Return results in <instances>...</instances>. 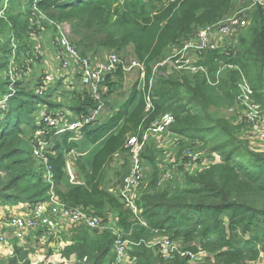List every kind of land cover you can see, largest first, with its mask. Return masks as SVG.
Masks as SVG:
<instances>
[{"label":"trees","instance_id":"16d2710c","mask_svg":"<svg viewBox=\"0 0 264 264\" xmlns=\"http://www.w3.org/2000/svg\"><path fill=\"white\" fill-rule=\"evenodd\" d=\"M240 1L0 0V47L9 54L15 41L20 65L26 57L32 58L31 32L43 30L42 42L48 34L55 36V25L66 24L69 40L81 56L97 59L110 52L122 59L133 56L146 68L147 85L151 67L168 55L170 46L213 25L232 7L237 12ZM231 49L229 58L213 52L203 61L213 82L219 67L216 57L236 67L223 72L216 85L201 75L157 76L154 109L148 115L138 83L126 90L121 68L108 75L103 100L117 90L129 91L124 101L85 126L79 140L69 131L43 136L51 181L46 179L47 168L32 155L33 135L44 127L37 105L68 110L69 121H74L88 115L97 103L86 92H78L62 94L63 104L55 105L57 90L35 95L40 83L35 74L18 82L0 121V206L35 205L46 201L52 191L65 206L81 207L104 225L113 223L129 242L128 257L134 264H264V153L251 151L239 138L238 128L217 113L236 105L240 75L252 91V102L264 111V11L249 13L247 26L237 33ZM8 85L0 78V93L7 94ZM165 114L174 118L165 137H178L161 151V159L155 149L158 140L148 136L141 163L145 174L151 169V176L148 190L135 196L142 211L135 215L120 196L128 168L118 169L117 163L127 162L126 139L141 138ZM174 147L177 160L188 150H203L219 161L212 159L201 171L183 173L173 188L169 184L159 188L164 159ZM68 160L75 168L74 182L67 173ZM67 230L71 235L64 240L70 244L62 257L74 256V264H116L110 230H92L83 224ZM161 241L173 247L168 257L157 253ZM199 251L204 256L198 260L178 254ZM29 252L30 248L15 243L12 255L0 257V264H30Z\"/></svg>","mask_w":264,"mask_h":264},{"label":"built area","instance_id":"2783aa9c","mask_svg":"<svg viewBox=\"0 0 264 264\" xmlns=\"http://www.w3.org/2000/svg\"><path fill=\"white\" fill-rule=\"evenodd\" d=\"M65 1V0H60ZM173 2L175 0H169ZM242 6L231 17L227 18L223 23L211 25L198 30L195 34L185 38L180 45L172 46L169 49L167 57L158 64L159 67H168L173 72L188 75H201L208 84L216 85L219 76L226 71L236 69L230 63L220 60L218 62V71L215 75V82L209 76L207 66L204 64L206 55L216 52L227 58L230 56L231 47L233 46L235 37L239 31L247 26L249 13L260 9L264 11V0H243L239 2ZM41 15V14H40ZM41 18L45 17L41 15ZM55 36L48 34L46 39L40 42V38L45 33L41 30L39 33L31 32L30 37L34 41L32 58L26 57L19 65L16 57V44L11 41L9 54H4L0 47V73L3 75L7 86V94L0 93V121L2 120L4 111L11 94L14 92V86L28 78L34 73V69H39L40 75L38 80L40 83L34 88L35 95L42 96L49 91H56L57 98L53 101H61L62 94L68 96L79 94L78 92H86L97 105L88 115L80 117L74 121H69L72 117L67 110H49L46 105L39 104L38 120H42L44 127L36 131L33 135L32 155L41 161L47 168L46 179L51 181L52 175L47 164L48 143L44 139V135H48L49 131L55 134H61L65 131L72 132L75 140L81 138V130L92 124L94 121L102 117L104 112L103 95L107 92L105 79L118 68L122 73H128L132 70L139 72L138 88L143 91L144 112L148 115L153 111L152 89L155 84L152 77L149 78L147 85L145 84L146 68L143 63L134 60L131 66H125L124 62L116 53H110L102 58H93L91 56H81L77 49L69 40L70 28L66 24L55 25ZM6 58V61L4 60ZM165 73H159V75ZM38 83V82H37ZM239 94L235 102L240 112L250 127V132L264 140V111L251 100L252 91L248 87L243 75H240L238 82ZM146 88V91L144 90ZM61 94V95H60ZM228 110H232L228 109ZM174 123L171 114H165L157 118L149 128L143 131L141 138L138 135L130 136L126 139L125 149L129 160L128 173L123 179L120 188V196L123 198L126 206L132 209L135 215L141 214V209L135 205L134 199L139 190L145 184V171L141 163V154L146 145L149 135L156 137H164L168 133L169 127ZM139 129L138 133L142 132ZM171 141L177 140V135H167ZM200 157L193 151H186L178 160L174 154L168 153L164 159V170L161 174L157 186L162 188L173 179L174 170L190 171L197 166ZM67 173L70 182H74V173L71 171L70 164L66 163ZM1 207V206H0ZM18 211L8 210L5 216L4 227L8 229L11 237L19 243H23L26 236L32 233H43L47 235V239L58 236L62 231L72 228L76 225H85L92 230H110L114 235V251L116 254V264H134V260L128 257L129 242L123 238L121 231L113 224L104 225L102 220L90 215L88 211L81 207H67L60 202L58 197L50 191L46 201L35 205L19 204ZM3 209L0 208V214ZM1 226V224H0ZM158 243V242H157ZM156 243V244H157ZM0 244L8 249V255L13 253V247L8 243V239L0 232ZM173 247L159 242L157 253H163L168 257V251ZM63 248L59 246V251L54 255L44 258L41 262L31 261L30 264H74L70 259L62 257ZM180 256H187L192 260H198L204 256L199 251L195 255L183 254L178 252Z\"/></svg>","mask_w":264,"mask_h":264},{"label":"rangeland","instance_id":"374dc122","mask_svg":"<svg viewBox=\"0 0 264 264\" xmlns=\"http://www.w3.org/2000/svg\"><path fill=\"white\" fill-rule=\"evenodd\" d=\"M233 10H234V7H232L230 12L225 14L222 18L218 19L217 22L214 23L213 25L223 23L227 18L231 17L234 14L235 11L232 12ZM184 39H182V41ZM181 42H177L172 46H178V45H180ZM172 46H170V47H172ZM231 51H232V49H231ZM168 52H170V51L167 50V54H169ZM110 53H108V54H110ZM108 54H106L105 56H107ZM230 54H231V52H230ZM120 60L124 62L125 66H131L135 62L134 60L138 61L137 59H134L133 56H126L123 59L120 57ZM161 61L162 60H159L157 63H155L151 67V73H150L149 78L152 77L153 81H155V82H156L157 76H159V73L165 72V75H168L169 73H174L168 67H163V68L159 67L158 64L161 63ZM33 72L34 73L32 74L31 78L33 77L34 74H35L36 78H38V75H40L39 69H34ZM123 77H124V85H128V87L126 88V90H127V89H130V87L133 84H137L138 79H139V72L134 69L128 73H123ZM0 78L2 79V81H6L1 73H0ZM27 81H26V83H27ZM59 90L60 89H58L57 91H59ZM128 93H129V91L128 92L126 91L123 93V90H117L114 93H112L106 100H103L105 108L103 110L104 112L102 113V115H106L111 110L112 105L118 104L120 101H124V99L127 98ZM58 95L59 94H55L53 98H57ZM63 101H64V99H62L61 101L56 100L53 102L55 105H58L59 103H61V105H62ZM217 113L221 117H223L224 119L228 120L234 127L238 128L237 130L239 132V138L241 139V141H244L247 143V145L250 147L251 151L256 152V153H264V140L259 138L257 135L251 134L250 127L247 124V122L244 120V118L240 112V109L237 107V105H235L231 111L230 110H222V111H217ZM37 114H38V112H37ZM154 138H156V137H154ZM171 142L174 143L173 141H171L170 138L165 137V136L163 138L160 137V138H158V141H155V143H157V145H158L157 146L158 148L155 147V149L157 150V152L159 154V156H158L159 158L162 159V155L160 154V153H162L161 151L162 150L164 152H165V150L167 151L171 145ZM200 151L201 152H197V151L195 152L196 154L199 155L200 160L198 161L197 166L194 169L187 171V172L186 171L183 172L181 170H174L173 169V171H174L173 179L166 184H169L170 186L172 185L171 187L173 188L177 184H179V182L182 181L183 173L193 174L196 171H201V170L205 169L206 167H208L211 164L212 159L219 161L218 157H216L215 154L209 155V154H207L206 151H203V150H200ZM173 154H177L176 147H174ZM117 161H119V160H116L115 164ZM121 165H122V161L117 163L118 169H122L123 167H125L126 169L128 168V166H129L128 156H127V162L125 163V165L124 166H121ZM146 174L148 177L146 176ZM146 174H145V176H146L145 184H144L143 188L141 189V191H139V195L141 193H143L144 191H147L149 188L148 184H149V178L151 176V169L149 167L146 169ZM146 187H147V189H146ZM171 187H169V188H171ZM1 222H2V220H1ZM41 236H42V238H41ZM47 237L48 236L43 234V233L28 234L24 240V244L27 245V243H30L29 248H34L36 250H40V249H43L50 242H51V244H53L52 242H55V244H57L59 242L58 241L59 239L56 238L57 236H54L51 238V240H53V241H51V240L48 241ZM56 241H58V242L56 243ZM260 264H262V263H260Z\"/></svg>","mask_w":264,"mask_h":264},{"label":"crops","instance_id":"0c3cea01","mask_svg":"<svg viewBox=\"0 0 264 264\" xmlns=\"http://www.w3.org/2000/svg\"><path fill=\"white\" fill-rule=\"evenodd\" d=\"M127 87H128V85H125V88H127ZM107 114H109V113H107ZM70 157H72V156H70ZM67 162L70 164L71 171L73 170L72 173H75V168H74L73 162L69 161V160ZM0 208L3 209V213L0 214V224H1L0 232L2 234H4V236H6V238L8 239V243H10L12 245V247H13V244L16 243L17 246L23 247L24 249L28 250L30 243H27V245H25L24 242L23 243H19L16 239L11 237V234L8 231V229H6L4 227V221L6 219L4 215L8 214V212H9L8 210H14L15 212H17L18 211L17 206H13V207L1 206ZM1 220H2V222H1ZM32 234H39V233H32ZM70 235H71V233H69L68 230H65V231H62V233H60V235H58L56 237V238L59 239L58 240L59 242L56 241V243L58 242L59 244L58 243L55 244V242H52L54 244L53 245L50 242L43 249H40V250H36L34 248H30L31 252H29V254H28L29 261L30 262L31 261H36V262L39 263L44 258H46V257H48L50 255L56 254V252L59 251V246H60V249H61V247L64 249L66 246H68L70 244V242L64 240V237L68 238ZM41 238H42V236H41ZM51 238L47 239V240L50 241ZM51 241H53V240H51ZM0 257H5V258L10 257L8 255V249H6L2 244H0ZM69 259L73 263L75 262V257L74 256H70Z\"/></svg>","mask_w":264,"mask_h":264},{"label":"water","instance_id":"95a60500","mask_svg":"<svg viewBox=\"0 0 264 264\" xmlns=\"http://www.w3.org/2000/svg\"><path fill=\"white\" fill-rule=\"evenodd\" d=\"M72 172H73V170H72Z\"/></svg>","mask_w":264,"mask_h":264}]
</instances>
